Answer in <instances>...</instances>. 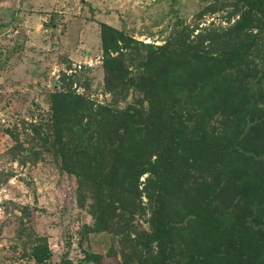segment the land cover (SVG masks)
I'll return each instance as SVG.
<instances>
[{"label":"rangeland","instance_id":"obj_1","mask_svg":"<svg viewBox=\"0 0 264 264\" xmlns=\"http://www.w3.org/2000/svg\"><path fill=\"white\" fill-rule=\"evenodd\" d=\"M246 9L244 0H0V264H88L87 252L101 255L102 264H143L156 254L155 248L137 243L138 234L150 230L155 206L149 198L157 192L148 182L150 175L130 181L115 199L120 214L110 213V225L91 232L88 228L95 225L100 206L111 201L110 189H101L93 181L96 170L81 183L62 172L38 129L48 131L56 92L81 95L95 109L141 110L149 105L150 76L145 68L127 62L126 81L133 78L135 83L124 87L105 68L103 24L125 29L138 57L176 38L190 46L198 44L205 52L213 46V35L227 31ZM260 37L262 47L248 64L262 71L264 33ZM189 57L185 55L184 61ZM255 75L248 71L243 78L252 98L258 99L259 85L264 97V82ZM259 106L264 108V103ZM199 114L191 111L195 128L201 127ZM204 119L208 131L218 128L232 135L234 127L224 126L221 115ZM66 149L72 150L67 142ZM198 177L196 172L192 182ZM224 179L218 181V188L228 191L217 205L236 221L242 206L228 202L241 182L237 177ZM181 201L188 213L179 217L180 205L175 200L170 220L183 222L185 227L182 220L192 204L185 193ZM191 230L186 226V237ZM44 245L51 258L37 263L33 253Z\"/></svg>","mask_w":264,"mask_h":264},{"label":"trees","instance_id":"obj_2","mask_svg":"<svg viewBox=\"0 0 264 264\" xmlns=\"http://www.w3.org/2000/svg\"><path fill=\"white\" fill-rule=\"evenodd\" d=\"M244 1L247 9L242 17L227 31L214 34L213 46L205 52L198 44L190 46L176 38L138 57L125 29L103 24L105 68L123 87L135 83L133 78L126 81L127 62L145 68L150 76L149 105L141 110L95 109L81 95L56 92L48 131L38 129L62 172L81 183L96 170L93 181L101 189H110L111 201L100 206L95 225L88 228L91 232L109 226L110 213L120 214L115 199L130 181L150 175L148 182L157 192L149 198L155 206L150 230L138 234L137 243L155 248L156 254L143 264H264V108L259 106L264 97L259 85V101L252 98L243 78L254 71V78L264 82V70L248 64L262 47L264 0ZM185 55L191 56L187 62ZM191 111L200 113L197 123L201 127L195 128ZM215 115L225 119L224 126L234 127L232 135L206 129L204 118ZM190 129L193 132L187 133ZM196 172L198 181L193 183ZM224 177L241 182L228 202L242 206L236 221L217 205L228 191L218 188ZM184 193L192 204L182 220L192 229L189 237L183 222L170 220L175 200L180 205L179 217L188 213L182 206ZM33 258L41 263L51 258V252L44 245L34 251ZM85 263L102 264V256L87 252Z\"/></svg>","mask_w":264,"mask_h":264}]
</instances>
